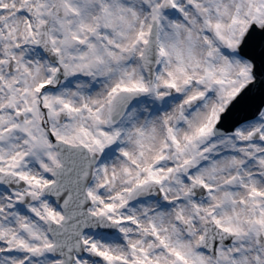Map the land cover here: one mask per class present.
<instances>
[{
  "label": "snow or ice",
  "instance_id": "6c2138e0",
  "mask_svg": "<svg viewBox=\"0 0 264 264\" xmlns=\"http://www.w3.org/2000/svg\"><path fill=\"white\" fill-rule=\"evenodd\" d=\"M0 264H264V0H0Z\"/></svg>",
  "mask_w": 264,
  "mask_h": 264
}]
</instances>
